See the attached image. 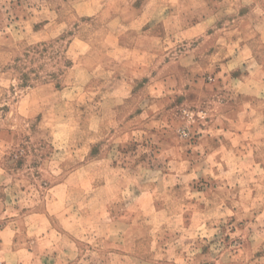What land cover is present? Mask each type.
Wrapping results in <instances>:
<instances>
[{
	"label": "rangeland",
	"instance_id": "374dc122",
	"mask_svg": "<svg viewBox=\"0 0 264 264\" xmlns=\"http://www.w3.org/2000/svg\"><path fill=\"white\" fill-rule=\"evenodd\" d=\"M147 2L0 0V264H264V0Z\"/></svg>",
	"mask_w": 264,
	"mask_h": 264
},
{
	"label": "crops",
	"instance_id": "0c3cea01",
	"mask_svg": "<svg viewBox=\"0 0 264 264\" xmlns=\"http://www.w3.org/2000/svg\"><path fill=\"white\" fill-rule=\"evenodd\" d=\"M147 1L148 0H146V3H148ZM155 3H156V5H160V6H163V7H165L166 5L167 6L169 5L168 2L167 3L165 2V0H155Z\"/></svg>",
	"mask_w": 264,
	"mask_h": 264
},
{
	"label": "trees",
	"instance_id": "16d2710c",
	"mask_svg": "<svg viewBox=\"0 0 264 264\" xmlns=\"http://www.w3.org/2000/svg\"><path fill=\"white\" fill-rule=\"evenodd\" d=\"M22 75H25V76H26V74H24V73H23ZM23 77H24V76H23Z\"/></svg>",
	"mask_w": 264,
	"mask_h": 264
}]
</instances>
